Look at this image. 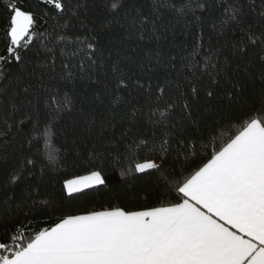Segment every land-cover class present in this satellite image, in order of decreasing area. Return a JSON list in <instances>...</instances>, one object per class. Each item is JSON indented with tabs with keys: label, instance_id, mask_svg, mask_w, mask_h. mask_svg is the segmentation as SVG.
Instances as JSON below:
<instances>
[{
	"label": "snow or ice",
	"instance_id": "6c2138e0",
	"mask_svg": "<svg viewBox=\"0 0 264 264\" xmlns=\"http://www.w3.org/2000/svg\"><path fill=\"white\" fill-rule=\"evenodd\" d=\"M40 5V18L56 21L51 31H37L38 14L19 0L6 6L0 64L23 63L29 46L37 51L18 90L0 100V142L23 134L28 143L3 185L0 224L12 227L0 235V264H264V0H103L99 22L89 15L95 0ZM166 14L197 21L195 46L181 58L191 73L183 83L168 78L175 56L165 61L145 48L137 58L132 46L159 43L175 27L160 23ZM197 73L209 80L203 102ZM78 81L102 89L89 98L77 93ZM69 121L92 144L72 160L85 174L63 180L65 199L107 189L106 163L119 165L118 184L146 186L133 197L138 206L64 211L34 229L41 204L52 203L40 199L49 162L57 172L69 162L52 144Z\"/></svg>",
	"mask_w": 264,
	"mask_h": 264
},
{
	"label": "trees",
	"instance_id": "16d2710c",
	"mask_svg": "<svg viewBox=\"0 0 264 264\" xmlns=\"http://www.w3.org/2000/svg\"><path fill=\"white\" fill-rule=\"evenodd\" d=\"M15 2V0H13ZM93 0H89L92 3ZM103 0H95V11H89V15L95 19L97 22L102 18ZM179 3L180 0H177ZM9 0H0V56H7L6 48L7 43L5 39V31L7 28V16L8 11L7 4ZM19 3L24 9H29L38 14L36 30L39 32L51 31L52 27L55 25L56 21L54 19L48 18L47 20L40 18V14L43 11V5L38 7V0H19ZM172 20V17L165 15L161 24H168ZM175 27L168 25V30L164 34L159 43L153 40L151 43H139L132 42V46L136 49V57L139 58L143 55V49L150 48L153 52H160L162 58L167 61L170 56L176 57V70L171 71L168 78L172 81L179 80L181 83L184 82L186 76H190L191 73L188 69L183 68L182 57H187L188 52L195 46V41L198 34L197 21L191 16L181 20L176 23ZM205 39H207V25H205ZM207 47V45H205ZM35 46H29L28 49H22L21 55L25 57L23 63H18L14 60H10L5 64H0V100L7 104L8 100L13 96V94L18 90L20 86V81L18 78L22 77L31 68V64L36 60ZM43 54V53H41ZM59 64V60H58ZM182 70V71H181ZM58 72H63L60 67L57 68ZM73 71H77L73 69ZM155 76L158 79L163 80L165 78L164 70H159ZM200 76V73H197ZM197 86L200 88L201 102L204 99V89L209 86L208 77L200 76L199 80H194ZM155 83V81H154ZM102 89V86H89L87 81L77 82V93L83 92L89 98H92L95 93ZM219 91V88H217ZM251 92V87L249 88ZM171 96V91L169 92ZM168 97H165L167 99ZM216 103L215 101L213 102ZM225 120H227L229 115L232 113L222 111L220 114ZM19 118V116H18ZM63 128L67 129V135L58 132L55 138L52 140V144L55 149L62 151L69 157V162L66 166V171L62 170L57 172L56 165L54 162H49L51 164V171L45 175L40 184L41 201L50 200L52 201L51 206L47 207L41 204V210L35 214L32 219V226L34 229H40L42 227H47L56 222L57 218L63 214L64 211L78 212L83 210H89L92 208L99 209L101 206L107 207L108 205H127L129 207L138 206L140 204L139 199H133L135 194L141 190V188L146 186L145 180H136L133 183V188L129 189L127 185L118 184L119 180V165H111L106 163L109 174L112 177L109 187L107 189L100 188L99 191L86 190L82 194H74L73 198L65 199L66 193L62 190V183L64 179H70L77 174H85L83 167L75 168L72 166V160L75 158L76 152L80 151L82 153H87L88 149L91 147L92 142L88 140L81 126H74L71 121L62 125ZM28 130V126L25 125V131ZM73 138L77 141V146L75 149L72 147ZM66 141L67 147H64V142ZM21 145H23V151H28V143L23 134L16 137L15 141L9 143L0 142V199H2L7 193L3 189V185L8 177L9 171L15 166L17 158L21 155ZM41 159L48 162V151L49 147L44 141H41ZM35 151V149H32ZM126 164V162H125ZM41 164L38 161L37 164V175L40 174ZM19 191V189L17 190ZM59 202V203H57ZM156 201L154 199H149V204H154ZM60 210H56V209ZM11 224H0V235H2L6 228H11Z\"/></svg>",
	"mask_w": 264,
	"mask_h": 264
}]
</instances>
